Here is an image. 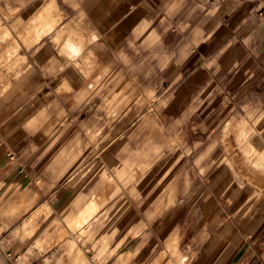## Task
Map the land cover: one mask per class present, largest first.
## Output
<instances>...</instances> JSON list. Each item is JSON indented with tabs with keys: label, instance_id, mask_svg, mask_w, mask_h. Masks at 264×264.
<instances>
[{
	"label": "crops",
	"instance_id": "1",
	"mask_svg": "<svg viewBox=\"0 0 264 264\" xmlns=\"http://www.w3.org/2000/svg\"><path fill=\"white\" fill-rule=\"evenodd\" d=\"M250 146L264 0H0V264H264Z\"/></svg>",
	"mask_w": 264,
	"mask_h": 264
},
{
	"label": "rangeland",
	"instance_id": "2",
	"mask_svg": "<svg viewBox=\"0 0 264 264\" xmlns=\"http://www.w3.org/2000/svg\"><path fill=\"white\" fill-rule=\"evenodd\" d=\"M33 34L34 33H32L30 31V28H28L27 43H31V42L35 41ZM230 154H232V160L235 161L237 163V165L239 166L237 169L240 170L241 176H244L248 179L255 178L256 181H258L260 174L264 175V173H260L264 169L263 154L259 153L254 147H252V146L246 147L243 150V152H239V151L236 152V150H233L230 152ZM248 165H250V167ZM76 214L72 215L70 217H67V222H68L71 229H76V228L72 227L71 224L69 223L70 220L76 216ZM92 221H93V219H91L89 222L86 221L87 224L85 226H83V227L80 226L81 229H78L77 231L72 233L73 234L72 238L79 239V240H85V239H88V240L90 239L91 241L94 240L95 246L97 247V249L98 248L100 249V247H98V244H100L101 241L103 242L104 240H105L104 243H106V240L108 239V237L107 236H98L97 229L93 226ZM65 230H66V228L62 225V223L60 221H57L54 224L52 233L57 234V236H61L60 234L66 233ZM174 245H175V241H173L170 244V247L173 248ZM69 251L71 254L74 252L76 264H78L82 260L86 259L85 253H84L83 249L80 247L76 246V248L70 249ZM172 254L175 255L176 259L179 256L177 254V252H172ZM164 255H165V253L162 252L161 258H163ZM165 264H172V260H168Z\"/></svg>",
	"mask_w": 264,
	"mask_h": 264
},
{
	"label": "bare ground",
	"instance_id": "3",
	"mask_svg": "<svg viewBox=\"0 0 264 264\" xmlns=\"http://www.w3.org/2000/svg\"><path fill=\"white\" fill-rule=\"evenodd\" d=\"M98 209V203L92 200L91 202L88 203V205L86 206V208L84 210H81L79 213L76 214V216L74 218H72L70 220V224L72 227L77 228L82 226L86 221H88L92 214ZM16 210V209H15ZM13 211V210H12ZM66 231V230H65ZM63 234V233H62ZM60 234V235H62ZM105 241V240H104ZM104 241L100 244H98V247H102L105 243Z\"/></svg>",
	"mask_w": 264,
	"mask_h": 264
},
{
	"label": "built area",
	"instance_id": "4",
	"mask_svg": "<svg viewBox=\"0 0 264 264\" xmlns=\"http://www.w3.org/2000/svg\"><path fill=\"white\" fill-rule=\"evenodd\" d=\"M3 252V250H2V245L0 244V253H2ZM3 255H7V254H9V253H7V254H5V253H2Z\"/></svg>",
	"mask_w": 264,
	"mask_h": 264
}]
</instances>
